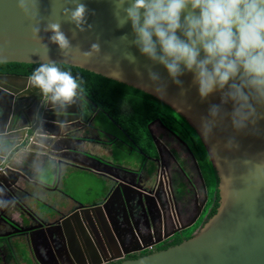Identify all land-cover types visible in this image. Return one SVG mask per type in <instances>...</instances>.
<instances>
[{
	"label": "water",
	"instance_id": "water-1",
	"mask_svg": "<svg viewBox=\"0 0 264 264\" xmlns=\"http://www.w3.org/2000/svg\"><path fill=\"white\" fill-rule=\"evenodd\" d=\"M81 2L89 10L87 25H91V30L74 36L73 26L62 15L65 8L73 6L72 0H37V19L41 22L40 36L43 42L38 43L31 37L35 25L17 10L16 0H0V63L39 64L40 58L45 56L46 44L51 61L90 71L152 95L183 117L196 132L219 177V208L200 232H195L189 239L168 249L117 264H264V107L257 108L255 123H250L241 132H235L229 118L233 106L231 103L221 104L222 93L213 92L201 100L191 73L183 74L179 78V85L174 84L161 65L153 64L140 55L132 43L134 37L130 24L117 27L111 0ZM48 23L61 24L62 31L73 46L67 54H62L56 45L48 42L51 34L44 31ZM92 43L100 45L101 54L85 61L78 49L87 51ZM105 55H110L111 60L107 61ZM127 56L134 57V60H129ZM150 73L158 74L157 84L150 81ZM157 87L162 88V95L157 93ZM0 94L8 98L2 100L7 105L0 113V128L9 130L22 142L26 141V126L29 123L23 99L27 96L29 100L40 99L39 90L30 86L28 77L0 75ZM18 94H21L19 101L23 107L15 112L10 108L9 100ZM213 105L221 108L225 118L213 127L210 136L205 139L201 124L208 118ZM44 122L51 126L63 124L50 120ZM155 123L180 140L160 120H155L149 124L148 131L156 145L158 140L150 129ZM180 141L197 165L188 145ZM229 141L233 145L231 148L226 146ZM245 161L249 163L245 164ZM46 164L42 175L36 173L29 180L37 189L50 192L60 182V163L54 158L51 163L46 160ZM257 164L261 166L257 167ZM0 167H3V171H0V186L6 189L11 201L7 207L0 208V221L13 230L0 237L18 234L29 237L41 230L54 228L72 216H81L78 220H83V214L92 210L80 207L69 215H62L34 193H25V199L17 198L13 190L22 188L20 180L24 179V169H33L31 155L9 160L7 166ZM197 169L200 173L198 166ZM200 177L202 179L201 173ZM227 177L231 178V183L225 179ZM30 201L35 203L34 207ZM59 208L67 210L68 204L63 202ZM16 215L21 223L14 219ZM57 217H60L59 221Z\"/></svg>",
	"mask_w": 264,
	"mask_h": 264
},
{
	"label": "flooded vegetation",
	"instance_id": "flooded-vegetation-1",
	"mask_svg": "<svg viewBox=\"0 0 264 264\" xmlns=\"http://www.w3.org/2000/svg\"><path fill=\"white\" fill-rule=\"evenodd\" d=\"M21 94L9 100L15 112L23 107L19 101ZM27 97L23 105L26 104L28 123L37 110L44 120L63 123L44 124L55 138L51 142V156L60 163V182L54 191L37 189L29 180L36 172L24 169L22 188L13 190L14 195L25 199V193H34L62 215L80 207L92 210L83 214V220H78L81 216H72L29 237H0V264H117L168 249L189 239L192 231L202 230L208 221L210 189L196 155L175 132L188 145L197 165L185 145L167 129L157 123L150 127L157 145L151 135L149 142H138L91 96L85 94L84 102L59 116L40 108V99ZM7 99L0 94V113L7 105L2 100ZM100 117L124 137L109 129L104 120L97 125ZM84 174L103 182L102 192L89 189L96 193L91 204H79L73 194L77 191L74 182ZM6 198L10 200L8 195ZM63 202L68 204L67 210L59 208ZM190 227L192 231L186 234ZM10 231L13 230L0 221V235Z\"/></svg>",
	"mask_w": 264,
	"mask_h": 264
},
{
	"label": "clouds",
	"instance_id": "clouds-1",
	"mask_svg": "<svg viewBox=\"0 0 264 264\" xmlns=\"http://www.w3.org/2000/svg\"><path fill=\"white\" fill-rule=\"evenodd\" d=\"M111 3L117 27L130 24L132 43L140 55L161 65L174 84L179 85V78L191 73L201 100L220 92L221 104H232L229 118L235 132L255 123L257 108L264 107V0H111ZM72 5L62 15L73 26L74 36L90 31L85 4L72 0ZM16 7L35 25L32 39L43 43L37 0H16ZM44 31L51 34L48 42L56 45L62 54L73 48L60 23H48ZM44 51L45 56L40 58L39 66L28 80L31 87L39 90L40 108L59 116L69 107L84 102V81L66 69L63 62L51 61L46 44ZM78 51L85 61L101 54L98 43H92L87 51ZM127 58L134 60L131 56ZM105 59L110 61L111 56L105 55ZM149 79L155 85L159 76L150 73ZM156 91L163 94L160 87ZM224 118L221 108L213 105L201 124L203 137L207 139ZM44 123L41 111L37 110L26 126L24 142L0 128V165L7 166L9 160L31 155L33 170L42 175L46 160L51 163L54 159L51 142L55 139L45 130ZM226 146L231 148L232 142ZM225 179L231 183L230 177ZM10 202L6 189L0 186V208Z\"/></svg>",
	"mask_w": 264,
	"mask_h": 264
},
{
	"label": "trees",
	"instance_id": "trees-1",
	"mask_svg": "<svg viewBox=\"0 0 264 264\" xmlns=\"http://www.w3.org/2000/svg\"><path fill=\"white\" fill-rule=\"evenodd\" d=\"M74 75L84 81L85 94L91 96L96 105L111 116L126 134L138 142L150 141L148 125L160 120L166 127L185 140L196 155L202 167L209 192L208 220L219 208V177L196 132L186 120L169 106L150 94L132 86L105 78L90 71L63 64ZM39 64L0 63V74H14L29 77ZM192 237V236H191Z\"/></svg>",
	"mask_w": 264,
	"mask_h": 264
},
{
	"label": "rangeland",
	"instance_id": "rangeland-1",
	"mask_svg": "<svg viewBox=\"0 0 264 264\" xmlns=\"http://www.w3.org/2000/svg\"><path fill=\"white\" fill-rule=\"evenodd\" d=\"M100 118H98V122L99 123L96 122L97 125L100 126L101 122H103V120H104L105 122H103V123H105L109 127V129H111L112 131L116 132L119 136L124 137V135H122L115 127H113L112 124L108 123V121L105 120L104 117H102L101 119ZM155 132H156V130H155ZM135 159H137L138 162H139V161H141L142 158L141 157H136V155H135ZM82 176L80 175L78 180L74 182V189H77V191H74L73 194L78 199V201H79L78 203L79 204L81 202H83L84 204H91L96 198V195H95L96 193H94V194L91 193L89 191V189L94 188V189L100 190L98 192H102L103 191V182L99 181V180H96L95 178H93V177H91V176H89L87 174H84L83 177ZM191 231H192V227H190L188 229L186 234L187 233L189 234ZM193 232L194 231H192L190 233L191 236L194 234Z\"/></svg>",
	"mask_w": 264,
	"mask_h": 264
},
{
	"label": "crops",
	"instance_id": "crops-1",
	"mask_svg": "<svg viewBox=\"0 0 264 264\" xmlns=\"http://www.w3.org/2000/svg\"><path fill=\"white\" fill-rule=\"evenodd\" d=\"M38 194V193H37ZM30 205L32 206V207H34V205H35V203L33 202V201H30ZM14 219L17 221V222H20L21 223V220L17 217V215L16 216H14ZM10 230V229H9ZM8 230V231H9Z\"/></svg>",
	"mask_w": 264,
	"mask_h": 264
}]
</instances>
